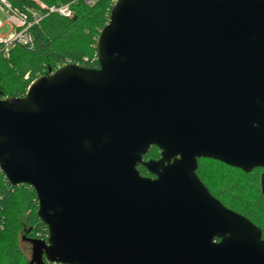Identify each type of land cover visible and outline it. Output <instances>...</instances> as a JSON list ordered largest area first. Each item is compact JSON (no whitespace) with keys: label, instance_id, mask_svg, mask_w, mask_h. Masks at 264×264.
<instances>
[{"label":"water","instance_id":"water-1","mask_svg":"<svg viewBox=\"0 0 264 264\" xmlns=\"http://www.w3.org/2000/svg\"><path fill=\"white\" fill-rule=\"evenodd\" d=\"M96 51L0 97V171L48 230L31 263L264 264L195 173L261 168L264 197V0H115Z\"/></svg>","mask_w":264,"mask_h":264},{"label":"trees","instance_id":"trees-1","mask_svg":"<svg viewBox=\"0 0 264 264\" xmlns=\"http://www.w3.org/2000/svg\"><path fill=\"white\" fill-rule=\"evenodd\" d=\"M19 13L35 12L41 16L37 25L29 29L33 47L14 45L7 55L0 53V97L21 98L29 85L49 70L65 63L87 69H98L96 41L108 24L115 0H6ZM42 3L46 8H41ZM69 5L71 17L50 13L48 8ZM3 45L0 44V49ZM146 157H157L151 148ZM141 173H145L143 168ZM242 174V173H241ZM244 181L224 184L211 192L229 209L249 219L262 231L264 240V197L257 187L256 176L242 174ZM253 193L252 198L245 194ZM228 198V199H227ZM37 199L27 185L13 188L0 171V264H33L27 261L18 247L22 233L24 240L46 243L47 227L37 217ZM44 264H50L42 258ZM42 263V264H43Z\"/></svg>","mask_w":264,"mask_h":264},{"label":"built area","instance_id":"built-area-1","mask_svg":"<svg viewBox=\"0 0 264 264\" xmlns=\"http://www.w3.org/2000/svg\"><path fill=\"white\" fill-rule=\"evenodd\" d=\"M86 4H90V0H84ZM0 9L8 13L7 24L11 29V33L7 38L0 36V44L3 48L0 53L7 55L10 48L14 45H21L28 48L33 47V38L29 33V29L33 25H37L41 20V16L35 12L19 13L11 8V5L6 0H0ZM50 13H56L62 17H71L72 11L69 5H61L58 7L48 8ZM3 25L0 22V27Z\"/></svg>","mask_w":264,"mask_h":264},{"label":"rangeland","instance_id":"rangeland-1","mask_svg":"<svg viewBox=\"0 0 264 264\" xmlns=\"http://www.w3.org/2000/svg\"><path fill=\"white\" fill-rule=\"evenodd\" d=\"M41 8H46L42 3H39ZM8 13L0 9V21L3 25L0 27V36L7 38L12 32L9 25L7 24ZM201 175L209 184V187L213 190L219 188L224 184V190H228L227 183H234L236 181H244V177L239 172L231 171L225 167L217 166L215 164L203 161L201 167ZM246 198H252L253 193L248 192L245 194ZM228 199V198H227ZM18 247L21 250L24 258L29 262L33 261V244L30 241L24 240L22 233H19L17 239Z\"/></svg>","mask_w":264,"mask_h":264},{"label":"flooded vegetation","instance_id":"flooded-vegetation-1","mask_svg":"<svg viewBox=\"0 0 264 264\" xmlns=\"http://www.w3.org/2000/svg\"><path fill=\"white\" fill-rule=\"evenodd\" d=\"M154 148V147H152ZM156 148V147H155ZM149 153V152H148ZM148 155V154H147ZM146 155V156H147ZM144 156L143 157V162H147V161H157L160 159V151L157 149V157H146ZM203 161H206V162H209V163H212V164H215L217 166H222V167H225L231 171H234V172H239V173H242V174H251L253 173L255 176H256V179H257V187H258V190H259V179H260V176L263 172V169L261 168H255L253 169L251 172L249 173H245L243 172L241 169H237L235 167H231L229 165H226L225 163L223 162H220L218 160H214V159H211V158H198L197 159V169L195 171L196 173V176L198 177V179L200 180V182L203 184V186L209 191V193L211 194L212 197H214L216 200H218L225 208H227L221 201L220 199H218L217 197H215L213 195V193L211 192V188L209 187V184L206 182V180L203 178V176L201 175V167H202V162ZM140 168H143L145 170V173H141V169ZM137 170L139 172V174L142 176V177H145V178H151V179H154L155 177L153 175H151L150 173H148V171L142 166V165H139L137 167ZM260 192V190H259ZM261 194V193H260ZM229 209V208H227ZM231 210V209H229ZM233 211V210H231ZM235 212V211H234ZM239 214V213H238ZM241 215V214H240ZM243 216V215H242ZM246 218V217H245ZM249 220V219H248ZM33 244V242H31Z\"/></svg>","mask_w":264,"mask_h":264},{"label":"crops","instance_id":"crops-1","mask_svg":"<svg viewBox=\"0 0 264 264\" xmlns=\"http://www.w3.org/2000/svg\"><path fill=\"white\" fill-rule=\"evenodd\" d=\"M1 22V21H0Z\"/></svg>","mask_w":264,"mask_h":264}]
</instances>
